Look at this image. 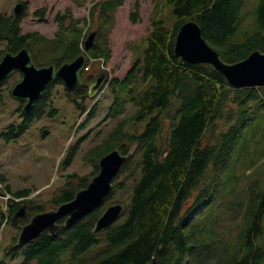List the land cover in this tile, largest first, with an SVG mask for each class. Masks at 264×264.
<instances>
[{
    "label": "trees",
    "instance_id": "obj_1",
    "mask_svg": "<svg viewBox=\"0 0 264 264\" xmlns=\"http://www.w3.org/2000/svg\"><path fill=\"white\" fill-rule=\"evenodd\" d=\"M166 1L174 5L177 20L171 27L163 19L153 20L143 57L144 78L153 77L155 83L136 102L135 111L120 118L84 154L83 160L94 165L92 171L68 173L66 182L47 199L41 198L40 192L34 195L36 199L29 198L34 193L31 189L14 191L8 177L0 174V194L11 195L8 221H12L22 202L29 204L33 215L74 198L89 184V176L98 173L101 157L113 149L123 154L133 151L113 190L92 212L69 226L62 220L55 234L45 231L26 245L12 246L13 256L23 255L21 264H60L62 255L69 258V264H152L154 257L162 264H264V165L248 171L245 184L224 195L228 162L254 109L264 106V86L231 87L212 65L185 62L174 51L179 28L192 19L200 23L209 43L228 61L240 60L257 48L264 51V0L257 1L253 31H246L241 40L238 35L248 16L243 13L246 0ZM36 12L43 16L46 8ZM21 21L22 17L0 14V41L5 42L0 60L7 51L17 53L28 47L38 66H60L85 52L88 31L70 56L46 61L43 53H55L59 46L45 44L46 38L38 31L23 32ZM33 37L38 39L32 44ZM109 55L89 53L90 59L104 58L106 62ZM99 74L85 73L87 83L79 92L86 93L88 82ZM109 81L115 89L121 80L111 77ZM56 84L63 85L61 80L49 85L29 112L24 110V101L18 100L21 123H12L0 135L17 137L35 119L42 118ZM130 103L116 96L115 110L106 119L126 114ZM56 112L52 108L49 115ZM147 118L139 132L141 121ZM167 121L168 132L164 134ZM80 142L66 156L67 164L72 163ZM113 201L123 202L125 210L130 203L127 217L94 234L96 220ZM67 248L68 253L64 252Z\"/></svg>",
    "mask_w": 264,
    "mask_h": 264
},
{
    "label": "rangeland",
    "instance_id": "obj_2",
    "mask_svg": "<svg viewBox=\"0 0 264 264\" xmlns=\"http://www.w3.org/2000/svg\"><path fill=\"white\" fill-rule=\"evenodd\" d=\"M23 1L27 7L21 21L22 31H38L46 38L45 44L59 46L55 53H43L46 61L51 60V57L70 56L79 40L81 44L84 32L88 31L89 36L92 31H97L99 37L96 35L95 45L88 53L110 55L108 62H104L106 68L102 67L103 60L93 61L89 73L97 74L103 69L109 72V77L121 80L119 84L116 83L115 89L110 88L108 82L96 99H86L88 110L85 113L67 94L63 85L56 84L52 101L42 118L35 119L31 127L17 137L0 135V174L8 177V183L14 191L31 189L34 193L29 198L40 192L41 198L47 199L66 182L68 173L85 175L92 171L94 165L83 160L84 154L98 144L120 118L133 113L137 108L136 102H140L155 83L153 77L146 80L143 75V57L153 20L163 19L171 27L177 16L174 5L166 0H0V14L12 15L15 6ZM257 1L245 2L243 13H248V16L238 35L239 40L247 35L246 31H253ZM43 7L46 13L42 16L36 11ZM35 39L38 38L33 37L32 44ZM107 43L108 48L104 50ZM4 46L5 42L0 41V53ZM126 77L128 79L125 81ZM21 78L22 74L14 73L1 86L0 132L12 123L18 126L22 121L17 112L18 99L9 90ZM118 95L123 101L131 102L128 111L118 119L112 116L106 119L107 114L115 110L114 100ZM94 104L96 109L91 115ZM52 108H56L57 112L49 115ZM147 120L141 121L139 132ZM168 127L167 121L164 134H167ZM46 130L48 133L44 134ZM78 142L80 146L76 148L77 153L69 165L66 156ZM260 164L264 165V106L254 109V116L234 147L225 172L227 184L224 195L227 196L236 185L243 186L248 180V171H255ZM8 197L9 193L0 195V264H21L23 255L13 256L12 246L17 244L15 237H18L29 217L18 225L13 221H4L11 215ZM129 206L128 202L120 221L127 217ZM69 251L70 248H67L64 252ZM60 264H69V258L62 255Z\"/></svg>",
    "mask_w": 264,
    "mask_h": 264
},
{
    "label": "water",
    "instance_id": "obj_3",
    "mask_svg": "<svg viewBox=\"0 0 264 264\" xmlns=\"http://www.w3.org/2000/svg\"><path fill=\"white\" fill-rule=\"evenodd\" d=\"M25 9V3L19 2L14 8L16 18H19ZM97 32L89 34L85 50H90L95 44ZM175 54L185 62L194 64H209L222 74L226 82L234 88L264 86V51L257 48L246 57L237 61H228L220 51L215 49L203 34L202 26L194 19L181 25L175 39ZM87 54L82 53L74 60L57 67L55 63L38 66L28 47L19 52H6L0 60V85L16 70L22 73V78L11 89L16 99L26 101L24 110L29 112L42 97L44 90L57 80H61L70 93H76L86 83L83 70ZM107 72L97 76L88 85L87 93L76 95L74 100L78 107L84 108V101L93 98L105 83ZM166 150L165 153H167ZM133 151L123 154L115 148L101 157L100 169L86 187L79 189L74 198L59 204L56 208L35 213L23 225L18 244L26 245L40 237L45 231L57 233L62 219L69 226L92 212L98 207L114 188V181L123 166L132 157ZM29 206L23 203L13 213V222L18 224L29 216ZM124 211L123 202L110 204L96 220L93 233L97 234L114 224ZM152 264H162L156 257Z\"/></svg>",
    "mask_w": 264,
    "mask_h": 264
},
{
    "label": "flooded vegetation",
    "instance_id": "obj_4",
    "mask_svg": "<svg viewBox=\"0 0 264 264\" xmlns=\"http://www.w3.org/2000/svg\"><path fill=\"white\" fill-rule=\"evenodd\" d=\"M15 73H20V74H21V72H17V71H16ZM77 94H83V93H79V92H78Z\"/></svg>",
    "mask_w": 264,
    "mask_h": 264
}]
</instances>
